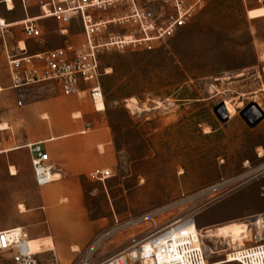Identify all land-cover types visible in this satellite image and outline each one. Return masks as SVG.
I'll return each instance as SVG.
<instances>
[{
    "label": "rangeland",
    "instance_id": "374dc122",
    "mask_svg": "<svg viewBox=\"0 0 264 264\" xmlns=\"http://www.w3.org/2000/svg\"><path fill=\"white\" fill-rule=\"evenodd\" d=\"M170 12L159 3L148 13L159 24ZM43 25L44 45L31 43V52L84 42L77 25L66 37L58 34L57 21ZM122 28L116 31L130 27ZM101 71L104 106L96 110L117 163L112 178L85 184V206L104 229L85 249L72 252V264L88 253L95 263L117 256L153 227L145 222L114 232L116 222L156 210L168 209L156 228L191 218L202 231L264 218V119L253 128L244 119L259 116L254 106L264 113V0H201L172 39L107 52ZM225 102L235 110L227 120L218 113ZM11 133L4 150L13 148L7 144ZM40 191L27 151L0 155V229L15 228ZM32 231L25 230L29 240ZM61 237L70 240L68 234ZM213 240L206 241L208 247L229 251L205 264H232L222 262L232 252L228 242ZM29 242L39 264L56 257L38 255L42 247L53 251L50 239Z\"/></svg>",
    "mask_w": 264,
    "mask_h": 264
},
{
    "label": "built area",
    "instance_id": "2783aa9c",
    "mask_svg": "<svg viewBox=\"0 0 264 264\" xmlns=\"http://www.w3.org/2000/svg\"><path fill=\"white\" fill-rule=\"evenodd\" d=\"M159 3L171 12L158 24L159 18L152 20L148 12ZM200 5L201 0L190 3L186 0H0V98L11 94L15 107L21 110L56 93L70 97L88 92L97 109L98 102L104 104L101 57L114 49L172 39ZM51 20L58 22V34L62 37L68 36L69 28L77 25L84 42L31 52V43L44 45L43 23ZM127 25L130 28L124 29ZM121 28L123 34L116 31ZM5 79L7 85L3 83ZM4 125L0 120V155L6 154L3 148L6 134L12 132ZM18 149L29 154L36 188H46L61 179L50 165L44 143L26 144ZM112 175L107 170L95 179L104 182ZM166 210H156L124 224L116 222L114 232L145 222L153 228L131 239L122 252L103 263L93 262L92 254L88 253L74 264H205L220 255L193 232L194 219L156 228L157 218ZM248 225L252 231L251 239H246L248 246L233 249L225 261H230L232 255V264H264V218ZM29 241L24 229L0 231V257H5L6 264H39ZM49 264L60 262L54 257Z\"/></svg>",
    "mask_w": 264,
    "mask_h": 264
},
{
    "label": "crops",
    "instance_id": "0c3cea01",
    "mask_svg": "<svg viewBox=\"0 0 264 264\" xmlns=\"http://www.w3.org/2000/svg\"><path fill=\"white\" fill-rule=\"evenodd\" d=\"M3 81L8 84L7 79ZM87 94L65 97L59 93L21 110L15 107L11 94L0 98V120L13 132L7 144L18 149L26 144L44 143L50 165L61 176L59 181L41 189L36 205L21 214L15 228L0 231L32 229L30 240L50 239L53 244V251L42 247L38 255L55 253L60 264H72L75 261L72 252L85 249L103 231L104 224L93 220L85 206V184L95 180L99 173L112 171L117 163L102 112L95 109ZM62 234H68L70 240L62 239Z\"/></svg>",
    "mask_w": 264,
    "mask_h": 264
},
{
    "label": "bare ground",
    "instance_id": "6f19581e",
    "mask_svg": "<svg viewBox=\"0 0 264 264\" xmlns=\"http://www.w3.org/2000/svg\"><path fill=\"white\" fill-rule=\"evenodd\" d=\"M97 104H103V103L98 102ZM136 106H137V101L132 100L131 107L135 108ZM251 108L256 109L259 112V116H260L259 108L255 107V106L251 107ZM246 112H245V116H246ZM218 113L222 118L230 119L231 117H233L235 115V110L230 106V104L228 102H225L224 107H221L219 109ZM4 127L8 128L7 125H4ZM16 150H19V149L10 148V149L6 150V154L14 152ZM17 174H18L17 171L12 167L11 168V176L15 177V176H17ZM192 229H193V232L195 234H197L198 236H201L203 238V240L214 241L213 239H221V240H224V242L227 241L228 244L225 243V245H228V247L231 248L232 250L237 249L239 247H244L245 243H246V239H249L250 236L252 235V231H251L248 223H245V222L244 223H232V224H229V225L224 226V227H218L216 229H205L202 231H198L196 226H194ZM48 244H49V246L53 247V244L51 242H49ZM228 251L229 250H222V251L217 252L215 254L221 255L222 253H227ZM35 255H37V254H35ZM230 256H232V255H230ZM232 258H233V256H232ZM229 260L231 261L232 259H229ZM222 262H229V261L222 260ZM208 263H210V262H208Z\"/></svg>",
    "mask_w": 264,
    "mask_h": 264
},
{
    "label": "water",
    "instance_id": "95a60500",
    "mask_svg": "<svg viewBox=\"0 0 264 264\" xmlns=\"http://www.w3.org/2000/svg\"><path fill=\"white\" fill-rule=\"evenodd\" d=\"M222 107H224V105H222ZM228 118H225V120H227ZM246 123L250 126V127H255L257 124H259L263 119H264V113H262L260 111V116L257 117L254 121L249 120L248 118L244 117Z\"/></svg>",
    "mask_w": 264,
    "mask_h": 264
}]
</instances>
